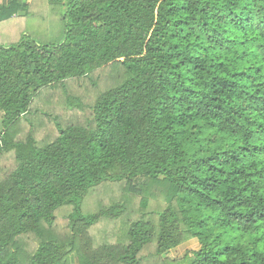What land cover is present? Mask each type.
<instances>
[{"label": "trees", "instance_id": "16d2710c", "mask_svg": "<svg viewBox=\"0 0 264 264\" xmlns=\"http://www.w3.org/2000/svg\"><path fill=\"white\" fill-rule=\"evenodd\" d=\"M46 1L0 3L64 9L60 42L0 44V264H264V0Z\"/></svg>", "mask_w": 264, "mask_h": 264}, {"label": "rangeland", "instance_id": "374dc122", "mask_svg": "<svg viewBox=\"0 0 264 264\" xmlns=\"http://www.w3.org/2000/svg\"><path fill=\"white\" fill-rule=\"evenodd\" d=\"M46 1V0H45ZM29 2H32L30 0ZM47 2V1H46ZM51 8V7H50ZM53 9L51 8L52 12ZM41 10V9H40ZM42 9L41 11H43ZM57 14H51L46 19L43 17L42 12L30 13L28 16L16 17L12 21H8L0 24V44L5 46L10 45L17 41V37L22 34L29 35L32 39L36 40L42 44L56 43L60 42L64 37V25L61 21V16L64 12L63 8H58ZM99 76L106 77L105 73L98 74ZM109 81H107L108 83ZM68 92L73 97H78L85 99H90L91 95H94L92 90L87 89V84H77L76 82L70 83L67 86ZM43 92L36 100L34 104V111H38L39 115L34 120L35 122V135L36 139L41 141L42 139L51 136L52 133H55V128L53 125V119L48 120L43 113L50 114L52 117H57L58 121L66 119L68 117H73V112L69 111L64 106L63 93L60 89H57L55 92ZM51 93V94H50ZM63 101V105H62ZM80 114V113H79ZM3 113L0 111V126L2 123ZM35 118V117H34ZM32 117V119H34ZM29 129V125L26 124L23 129V136L25 137L26 132ZM15 160L13 155H7L0 159V175L4 172L9 171L14 168ZM106 203H109V200H106ZM87 209L93 211L97 209L96 196L88 197L87 200ZM97 230L98 234L100 231H103L104 225L99 226ZM187 243V242H186ZM28 244L31 249L36 247L37 242L34 241L33 237H30ZM185 244V243H184ZM183 245V244H182ZM188 249L185 253L190 250H197L200 246L199 242L195 240H190L187 243ZM184 253V255H185ZM183 255V256H184Z\"/></svg>", "mask_w": 264, "mask_h": 264}, {"label": "crops", "instance_id": "0c3cea01", "mask_svg": "<svg viewBox=\"0 0 264 264\" xmlns=\"http://www.w3.org/2000/svg\"><path fill=\"white\" fill-rule=\"evenodd\" d=\"M9 0H0V3H7ZM30 1V0H29ZM188 243V242H187ZM187 243L179 246L178 248L172 250L169 254V257L172 259L180 258L184 255L186 249H188ZM200 248V246L197 248V250Z\"/></svg>", "mask_w": 264, "mask_h": 264}, {"label": "water", "instance_id": "95a60500", "mask_svg": "<svg viewBox=\"0 0 264 264\" xmlns=\"http://www.w3.org/2000/svg\"><path fill=\"white\" fill-rule=\"evenodd\" d=\"M20 14H21V15H24L25 13H24V12H21Z\"/></svg>", "mask_w": 264, "mask_h": 264}]
</instances>
